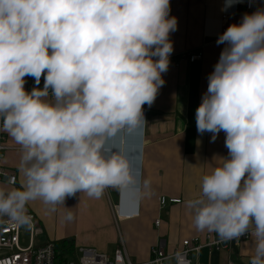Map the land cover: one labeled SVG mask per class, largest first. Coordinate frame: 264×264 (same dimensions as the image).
Segmentation results:
<instances>
[{
  "label": "clouds",
  "instance_id": "obj_1",
  "mask_svg": "<svg viewBox=\"0 0 264 264\" xmlns=\"http://www.w3.org/2000/svg\"><path fill=\"white\" fill-rule=\"evenodd\" d=\"M239 2L224 0L221 12ZM170 12V0H0V132L19 146L24 178L0 187V217L27 225V205L40 200L71 221L66 199L141 182L129 137L165 84L178 29ZM216 44L195 125L210 142L223 132L227 154L202 162L209 170L184 206L196 230L245 237L246 264H264V6ZM25 77L43 87L26 91Z\"/></svg>",
  "mask_w": 264,
  "mask_h": 264
},
{
  "label": "crops",
  "instance_id": "obj_2",
  "mask_svg": "<svg viewBox=\"0 0 264 264\" xmlns=\"http://www.w3.org/2000/svg\"><path fill=\"white\" fill-rule=\"evenodd\" d=\"M223 4L224 0H170V15L178 21L177 31L170 35L174 51L168 71L162 74L165 84L152 106L143 107L147 125L135 134L133 143L132 168L141 182L126 191L125 199L122 186L106 188L100 198L81 194L79 200L66 199V206L72 208L74 215L71 221L64 219L63 207L50 211L40 200L29 202L27 214H34L42 229L39 245L74 239L75 249L92 248L113 256L123 243L134 264H146L153 259V248L163 243L165 263L175 264L174 254L182 249L183 241L200 237L205 244L208 235L219 238L215 232L195 229L184 201L198 193L200 179L209 170L202 162L210 161L213 155L227 154L223 132L210 142L212 134H198L195 125V110L207 90V76L224 47L217 45L216 39L246 13L240 6L234 14L235 5L221 12ZM199 50L203 52L200 62L179 59L185 52ZM24 79L26 91L43 87V77L40 85H35L31 77ZM6 137L9 149L3 167L17 177V182L10 185L3 181L0 187L19 188L24 179L17 168L19 146L7 134ZM144 179L150 182L147 188L143 186ZM162 196L181 199L182 203L162 209ZM116 206L138 215L121 217ZM158 219L159 228L155 225ZM248 251L246 241L231 240L220 250L203 247L191 252L189 259L191 264H246Z\"/></svg>",
  "mask_w": 264,
  "mask_h": 264
},
{
  "label": "built area",
  "instance_id": "obj_3",
  "mask_svg": "<svg viewBox=\"0 0 264 264\" xmlns=\"http://www.w3.org/2000/svg\"><path fill=\"white\" fill-rule=\"evenodd\" d=\"M240 6L244 7L246 12L254 10L256 7L264 6V0H241L235 4V13H237ZM226 19V17L224 18ZM181 61L186 60L189 63L200 62L203 59V52L201 50L195 52H185L179 56ZM146 113L144 112V115ZM6 134L0 132V184L5 181L10 185H15L17 177L5 170L3 167V160L5 154L9 149L6 146ZM161 208L168 205L181 204V199L168 198L162 196L159 199ZM116 213L124 218H130L138 213L131 210L123 211L118 206L115 207ZM30 217L28 225L30 226V242L26 248L20 246L21 226L16 222L10 221L7 217H0V264H134L127 253L126 247L123 243L117 249L113 256L106 253L99 252L96 249L79 247L75 249L73 255L68 256V260L61 261L56 254L55 244L47 243L43 245H36V238L42 234V229L36 223V217L32 213H28ZM156 227H160L161 220L155 222ZM240 240L246 241L245 237ZM229 241L215 238L210 235L207 236V242L201 243L200 237H195L191 240H185L182 243V249L177 250L174 254L176 264V254L182 253L184 264H191L189 259L190 253L200 251L203 247L209 249L220 250L226 246ZM153 259L146 264H166V257L164 253V244L157 245L152 250Z\"/></svg>",
  "mask_w": 264,
  "mask_h": 264
},
{
  "label": "trees",
  "instance_id": "obj_4",
  "mask_svg": "<svg viewBox=\"0 0 264 264\" xmlns=\"http://www.w3.org/2000/svg\"><path fill=\"white\" fill-rule=\"evenodd\" d=\"M256 8L251 12L255 11ZM55 249L57 256L61 259V261L68 260V256L73 255L75 252V240L74 239H65L62 241L55 242Z\"/></svg>",
  "mask_w": 264,
  "mask_h": 264
},
{
  "label": "rangeland",
  "instance_id": "obj_5",
  "mask_svg": "<svg viewBox=\"0 0 264 264\" xmlns=\"http://www.w3.org/2000/svg\"><path fill=\"white\" fill-rule=\"evenodd\" d=\"M20 240V246L26 248L30 242V226L28 224L21 226ZM41 240L39 237L36 238V245H39Z\"/></svg>",
  "mask_w": 264,
  "mask_h": 264
},
{
  "label": "water",
  "instance_id": "obj_6",
  "mask_svg": "<svg viewBox=\"0 0 264 264\" xmlns=\"http://www.w3.org/2000/svg\"><path fill=\"white\" fill-rule=\"evenodd\" d=\"M134 140H135V135H133L132 137H129V144H130V146H131L132 149H133L131 159L133 158L134 153H135V149H134V145H135V144L133 145ZM122 187L125 188V191H123V189H122V192H123V194H122V198L125 199V197L127 196V192H128V189L130 188V186H122ZM126 189H127V190H126ZM126 191H127V192H126Z\"/></svg>",
  "mask_w": 264,
  "mask_h": 264
},
{
  "label": "bare ground",
  "instance_id": "obj_7",
  "mask_svg": "<svg viewBox=\"0 0 264 264\" xmlns=\"http://www.w3.org/2000/svg\"><path fill=\"white\" fill-rule=\"evenodd\" d=\"M131 186H132V185H130V187H131ZM132 187H133V186H132ZM132 187H131V188H132ZM122 189L125 190V188H123V187H122Z\"/></svg>",
  "mask_w": 264,
  "mask_h": 264
}]
</instances>
